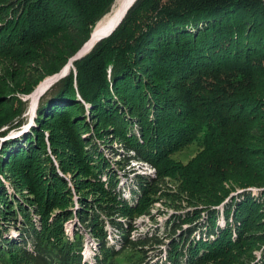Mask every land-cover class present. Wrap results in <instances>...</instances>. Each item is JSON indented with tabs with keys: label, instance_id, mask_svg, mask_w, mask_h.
I'll return each instance as SVG.
<instances>
[{
	"label": "trees",
	"instance_id": "obj_1",
	"mask_svg": "<svg viewBox=\"0 0 264 264\" xmlns=\"http://www.w3.org/2000/svg\"><path fill=\"white\" fill-rule=\"evenodd\" d=\"M114 2L0 0V52L37 49L0 64L6 94L59 72ZM70 62L30 131L0 149V264H264V0H136ZM11 96L0 135L23 122ZM133 162L155 176L126 170ZM158 200L190 209L163 223L167 242L131 237Z\"/></svg>",
	"mask_w": 264,
	"mask_h": 264
},
{
	"label": "rangeland",
	"instance_id": "obj_2",
	"mask_svg": "<svg viewBox=\"0 0 264 264\" xmlns=\"http://www.w3.org/2000/svg\"><path fill=\"white\" fill-rule=\"evenodd\" d=\"M96 40L94 42H92L93 43L92 45H94L96 43ZM32 44H33V42H32ZM92 45L89 42L87 45H85L86 46L85 49L83 51H81L80 53L84 54L85 52L89 51ZM15 49H18L17 50L18 52H22V51H25V50H31L33 52L37 51L36 46H34V45L33 46L32 45L31 46H27V48H24L22 46V44H19V47L11 46V50L9 52H7V51L5 53L4 52H0V64L5 65L4 63L6 62L8 65H10V64L12 65L14 61L11 60V57L9 56V53L12 52ZM29 60H30V58H27L26 61H24L26 64H23L24 63L23 62L21 67L26 66L27 64L29 65ZM71 64L72 63L70 62L64 67V69L62 71V74L65 71H66V73L63 74V77L68 74V71L72 67ZM28 70H31V69H28ZM0 73L2 74L3 71H1ZM32 75L33 74L22 75L21 73H17L16 74V78H14V79H19L22 76H29V77L32 78ZM59 75L51 76V77H48L46 79L45 78L42 79L41 81L38 82V84L34 87L33 91H31V93H29V94H26L25 92H22V91L19 90V89L25 90V86L16 87V89L13 88L12 94H10V95L6 94L5 82H4V84H0V112H2V111H4V112L7 111L8 112V109H9L10 105L8 106V104H7L8 101L7 100H8V98L13 97L11 95H14V97L16 96L18 98L20 97V99L22 101H24V106L23 107L26 108L23 111L22 115H21V118L23 117L22 118L23 122L18 127L10 129L12 132L10 130H8L4 135H0V149L2 148V146L6 142H10V141L14 142L16 139H21L25 134H27L30 131V127L34 126L36 115H37V109H38V107H39V105L41 103V100H40L41 96L44 95V93H46V91H48L51 88L52 84L54 83L53 80L56 79ZM47 76H49V75H47ZM118 146H119L118 143H113V149L120 150L118 148ZM110 151H112V150L110 149L108 151L105 148L104 152L107 155V157H111V155L113 154V153H110ZM196 152H197L196 149L189 148L187 150L178 152L174 157H175L176 160H179L180 162L187 163L191 158H193L196 155ZM114 158L118 159V157H116V156H114ZM134 164H136V165L132 166ZM131 166H132L131 169H130V167L127 166L126 170H131L132 172L140 173V174H143V175L145 173L146 175H150V176L154 175L155 176V171H153V169L150 166H147V165H145L143 163H137V162L134 163L133 162L131 164ZM114 167H115V165H114ZM104 178H105V176H103V179ZM121 179H122V182L119 184V186H118L119 188L118 189L123 193V197L124 198H128L127 193L129 194L128 187L130 185V182L127 179L123 178V177ZM203 181L206 182V179H204ZM172 184L174 185L175 182L172 181ZM122 188L124 190H122ZM259 190H260V188L255 187V188H252V189H249V190H246V191H249L252 195L255 196V195H257V194H259L261 192ZM241 193H243V191L240 190L239 188H237L236 191L233 192L232 194H233V196L237 197ZM182 205L185 208L186 204L184 203ZM220 206L218 208H220ZM184 208L178 209V210H182L184 212L189 207L186 205L187 209L186 208L184 209ZM178 210L177 209L174 210L172 207H167V205L162 203L160 200L156 201L153 204V206H152V210L150 211V213H152L153 216H150L149 214H144V215H141L140 217H138L137 219L135 218V221H133L134 225H135V230L130 233V236L132 237V236H136L138 234L141 235V234H145V233H150L149 235H151V234H153V235L154 234H161L163 236V239L166 240V242H167V236H165L166 233L164 231H167L168 227L164 228V224L163 223L168 221V220H170L173 217V215H175L176 213L179 212ZM218 223H219L220 226L221 225L223 226L224 222H223L221 216H219V222ZM66 225H67L68 228H74L75 227V224L71 226L70 222H67ZM154 251H155V249L149 250V252H148L149 255H153ZM162 254H163V252H162ZM254 254L257 257L256 259L260 258L261 249H259V250L255 249L254 250Z\"/></svg>",
	"mask_w": 264,
	"mask_h": 264
},
{
	"label": "water",
	"instance_id": "obj_3",
	"mask_svg": "<svg viewBox=\"0 0 264 264\" xmlns=\"http://www.w3.org/2000/svg\"><path fill=\"white\" fill-rule=\"evenodd\" d=\"M117 1H118V0H115V2L113 3L110 12L112 11L113 7H115ZM135 1H136V0H128V1H127V7L125 8L124 12H123L122 15L119 17V19H118V20L112 25L111 28H106L105 30H107V31L102 30V31L100 32L101 34L98 36L96 42L99 41V40H101V39L104 38V37H107L108 35H110V34L116 29V27L120 24V22L122 21V19H123L124 16H125V14H126L127 11L130 9V7L134 4ZM110 12H109V13H110ZM107 14H108V13H107ZM107 14H106V15H107ZM106 15H105V16H106ZM105 16H104V17H105ZM102 19H103V18H102ZM102 19H100V20H102ZM100 20H99V21H100ZM99 21H98V22H99ZM98 22H97V24H98ZM97 24H96V25H97ZM96 25H95V27H96ZM95 27L92 29L89 38L84 42V44H83V45L80 47V49L75 53V55H74L73 57L70 58V60L68 61V63H69L71 60L74 61V60H76V59H78V58L84 56L85 54H87V53L91 50V48H92L94 45H92L91 48H90V50L87 51V52H85L84 54H81V53H80L81 51H83V50L85 49V47H86L85 45H87V44L90 42V40H91V38H92V36H93V33L96 32V31H95ZM68 63H67V64H68ZM67 64H66V65H67ZM66 65H65V66H66ZM65 66H63V67L60 69L59 72H57V73H55V74H52V75H49V76L45 77V79L48 78V77H51V76H57V75L60 74L56 79L53 80L54 83L57 82L59 79H61V77H63V74L66 73V71H65V72L62 74V71H63V69H64ZM53 81H52V82H53ZM52 82H51V83H52ZM54 83H53V84H54ZM53 84H52V85H53ZM10 131H11V130H10ZM11 132H12V131H11ZM9 134H10V133H9Z\"/></svg>",
	"mask_w": 264,
	"mask_h": 264
},
{
	"label": "bare ground",
	"instance_id": "obj_4",
	"mask_svg": "<svg viewBox=\"0 0 264 264\" xmlns=\"http://www.w3.org/2000/svg\"><path fill=\"white\" fill-rule=\"evenodd\" d=\"M127 1L128 0H118L115 7H113L112 11L98 22L95 27L96 32L93 33V36L90 40L91 45L93 44L92 42H94L101 34L100 32L102 30H105L106 28H111L112 25L119 19V17L122 15L125 8L127 7Z\"/></svg>",
	"mask_w": 264,
	"mask_h": 264
}]
</instances>
